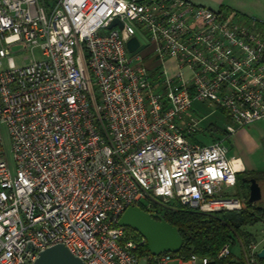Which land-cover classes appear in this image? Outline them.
I'll return each instance as SVG.
<instances>
[{"label": "built area", "instance_id": "built-area-1", "mask_svg": "<svg viewBox=\"0 0 264 264\" xmlns=\"http://www.w3.org/2000/svg\"><path fill=\"white\" fill-rule=\"evenodd\" d=\"M195 103L220 114L224 125L208 127L224 138L194 141L208 132ZM262 120L255 18L187 0H0L12 158L0 134V264H34L60 244L84 264H264V239L236 240L237 259L234 241L215 258L152 256L119 226L129 207L164 220L179 207L242 211L250 202L229 195L238 170L226 142Z\"/></svg>", "mask_w": 264, "mask_h": 264}, {"label": "trees", "instance_id": "trees-1", "mask_svg": "<svg viewBox=\"0 0 264 264\" xmlns=\"http://www.w3.org/2000/svg\"><path fill=\"white\" fill-rule=\"evenodd\" d=\"M244 176V173H238V180L247 186L250 181ZM252 177L259 181L256 173ZM248 207V210L222 211L215 214L179 207L167 210L165 218L169 224L178 229L184 240L183 249L179 254L188 256L195 253L200 257L215 258L225 244L230 241L236 242L237 236L242 235L249 239L250 236L242 233V228L258 222L264 223V207L250 203ZM144 250L149 252L147 244Z\"/></svg>", "mask_w": 264, "mask_h": 264}, {"label": "rangeland", "instance_id": "rangeland-1", "mask_svg": "<svg viewBox=\"0 0 264 264\" xmlns=\"http://www.w3.org/2000/svg\"><path fill=\"white\" fill-rule=\"evenodd\" d=\"M54 1L55 0H42V2L47 6ZM140 41L144 44V40L142 38H140ZM37 57L39 58L38 53ZM194 107L198 109V112L207 116V120L204 121V125L206 124V130L208 131H202L201 133H199L194 138V141L200 144H209L211 141V136L213 141L219 136L224 138L225 136L223 135V133L219 131L216 132V136L210 135L211 127H208V124L210 122L215 123L216 127H222L224 125L225 122L223 121V118L220 116V114L218 113V115L215 116L210 115L211 110L207 109L204 104L195 103ZM0 134L2 135L4 143L6 145L8 155L7 159H9L12 163L10 153L11 141L7 129L1 125ZM226 144L230 148V157L235 156V158L238 157L241 159V161L238 158L234 160L235 168L239 171L243 170V163L246 166V172H243L245 174V178L247 177L249 181L251 179H255V177L252 176L256 173V176L259 179L258 184L262 186L263 190V201H261L257 205L258 207H264V120L257 122V124H254L253 126L244 129L243 131L237 132L229 141L226 142ZM248 186L249 185L246 186V184H241L237 179L234 189L229 190V195L232 198L235 197L241 200H247L249 195ZM248 209L249 207L247 204V206L244 207L243 210ZM242 233L250 236L249 239L242 235L237 236V241L241 242L242 244L249 243V241L260 242L264 239V223L258 222L248 225L247 227L242 228ZM231 252H233L232 258H240L241 251L238 242H236V244L232 246Z\"/></svg>", "mask_w": 264, "mask_h": 264}, {"label": "water", "instance_id": "water-1", "mask_svg": "<svg viewBox=\"0 0 264 264\" xmlns=\"http://www.w3.org/2000/svg\"><path fill=\"white\" fill-rule=\"evenodd\" d=\"M116 25H122L118 20H114L109 25L112 29ZM127 47L131 53L139 47V41L132 38ZM248 199L251 204H259L263 201V190L256 179H251L249 183ZM119 226L129 228L142 236L147 244L148 251L152 256L162 253H179L184 246V240L178 229L166 220L158 216L150 215L139 207H129L120 217ZM258 259L264 260V247L257 254ZM34 264H84L79 259L72 256L64 245H56L39 254V258Z\"/></svg>", "mask_w": 264, "mask_h": 264}, {"label": "crops", "instance_id": "crops-1", "mask_svg": "<svg viewBox=\"0 0 264 264\" xmlns=\"http://www.w3.org/2000/svg\"><path fill=\"white\" fill-rule=\"evenodd\" d=\"M187 1L194 5L206 7L211 10H216V11L232 10L246 18L249 19L255 18L258 20L259 25L262 28H264V0H187ZM211 135L216 136L217 134L215 133ZM233 157L235 158V156ZM238 159L241 161L240 158ZM243 167H244L243 170H239L238 173L246 172V166L244 165V163H243Z\"/></svg>", "mask_w": 264, "mask_h": 264}, {"label": "bare ground", "instance_id": "bare-ground-1", "mask_svg": "<svg viewBox=\"0 0 264 264\" xmlns=\"http://www.w3.org/2000/svg\"><path fill=\"white\" fill-rule=\"evenodd\" d=\"M237 170V169H236Z\"/></svg>", "mask_w": 264, "mask_h": 264}]
</instances>
